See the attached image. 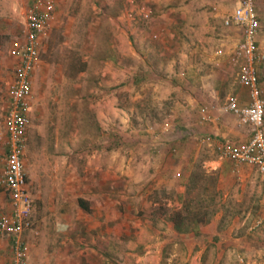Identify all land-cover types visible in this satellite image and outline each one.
Returning a JSON list of instances; mask_svg holds the SVG:
<instances>
[{"label":"rangeland","instance_id":"1","mask_svg":"<svg viewBox=\"0 0 264 264\" xmlns=\"http://www.w3.org/2000/svg\"><path fill=\"white\" fill-rule=\"evenodd\" d=\"M31 2L0 0V117L8 101L5 76L19 59ZM55 3L29 98L28 263L264 264V225L250 231L261 216L264 180L246 167L237 180L232 165L223 162L229 189L221 198L214 164H208L217 159L216 140L206 137L213 127L206 125L205 137L197 134V110L189 105L204 98L221 107L235 94L242 63L235 49L204 55L197 42L202 26L194 23L199 12L188 2ZM221 23L222 32L231 28ZM221 25H206L204 35ZM257 67L264 84V61ZM190 71L208 90L201 96L186 88L194 84H184ZM135 78L143 82L135 86ZM193 172L207 176L188 197L209 214L198 236L177 234L168 220L181 208L178 196ZM78 199L88 206L80 207ZM2 239L4 264L12 254L9 237Z\"/></svg>","mask_w":264,"mask_h":264},{"label":"built area","instance_id":"2","mask_svg":"<svg viewBox=\"0 0 264 264\" xmlns=\"http://www.w3.org/2000/svg\"><path fill=\"white\" fill-rule=\"evenodd\" d=\"M56 7L55 0H43L27 9L22 31L24 41L19 46L18 63L7 84L8 105L0 117V147L4 148L0 151V188L10 200V213L0 215V239L10 238L12 255L9 264H29L28 245L23 238L32 226L33 212L24 163L30 122L29 98L42 39L55 16ZM224 24L235 25L242 30V38L234 52L242 62L236 80L248 90L249 104L241 107L238 99L231 96L218 110L234 116L239 127L248 128L249 138L240 145L220 143L218 150L222 158L231 161L233 174H239L241 167L249 166L264 180V99L256 68V64L264 61V55L257 44L259 26L254 0H239ZM262 213L264 216V205ZM262 221V217L256 219L250 230L259 228Z\"/></svg>","mask_w":264,"mask_h":264},{"label":"crops","instance_id":"3","mask_svg":"<svg viewBox=\"0 0 264 264\" xmlns=\"http://www.w3.org/2000/svg\"><path fill=\"white\" fill-rule=\"evenodd\" d=\"M12 1L19 3V0H12ZM29 1H33V2H31L26 8H30L31 6H33V4L35 5V2L37 0H29ZM40 1H42V0H40ZM238 1L239 0H236V1L235 0L234 1L233 0H179V2L181 4L188 2L187 4H189V6L191 4V7H189V8L194 9V10H198V12H199L197 15L196 22H194V23H196L198 26H202V32L201 33L203 36L198 37L197 42L201 43V45H200L201 51H202V49H204L205 51H206V49L211 50V52H205L204 51L203 52L204 55L214 57L216 55L215 52L218 51V52H222L223 56H225V54H229L228 50H232L233 48L235 49L237 44L240 42L241 39L238 36V31L242 32V30L239 27H237L235 25L228 26L231 28L229 29L228 27H226L228 29L223 30L224 33L220 29L222 27L221 22L222 21L224 22L225 19L233 13L234 8L236 7ZM187 4L183 5L182 7L187 6ZM22 5H23V3H22ZM254 5H255L257 18H258V26H259L258 27L259 28V35L257 38V44H258L260 51L264 55V52H263L264 50L262 49V48H264V13L261 12V10H260L261 7L264 8V0L261 2L260 5H259V0H254ZM258 7H259V10H258ZM23 9H24V5H23ZM262 11H263V9H262ZM200 19H202V20H200ZM218 24H220L221 26L220 27L218 26L216 28L217 31H211L210 36L204 35V33L207 32L206 25L210 26V25H218ZM241 35H242V33H241ZM206 37H210V39L209 38L208 39H209L210 43H213V44H210V46H209L208 40L206 39ZM241 38H242V36H241ZM202 39H203V41H201ZM230 47H232V48H230ZM223 49L227 50V52L224 51ZM195 53L198 54V51ZM223 56H221V57H223ZM1 59H2V63H3V61L5 60V57H3V58L1 57ZM17 63H18V61H17ZM39 63H40V61H39ZM37 67H38V65L36 66V69L34 70V73L32 75V84L35 83V80H37V77L35 75ZM1 68L3 69V66H1ZM256 68H257L259 86H260V89L262 88L261 89L262 98L264 99V84H261V80H260V77L258 74L259 68L257 67V64H256ZM3 71L5 72V70L0 69V73H3ZM189 73L191 76H188V78L184 84H194V85L193 86H186V88L188 90H193L194 92L199 93V96H201L202 91L203 92L208 91V90H206V88H202L201 85L203 84V82H198L199 80H201V78L199 76L192 75L191 71L187 72V74H189ZM11 75H12V72L9 73V75L7 74L5 76L6 77V84H7V81L10 80ZM184 76H186V75L184 74ZM40 77L41 76H39V78ZM43 77L44 76L42 75V77H41L42 81H43ZM182 82H184V81L182 80ZM234 93L235 94L234 95L232 94L231 96H235L238 99V105L239 106H241V107L248 106L249 94H248V90L245 87L239 85L236 88ZM231 96H229V97H231ZM207 97L208 96H206L205 98H207ZM199 99L200 98H198L195 101H189V105H191V107H193L194 110H197L196 118L198 119V123H199L197 131H195L194 129H192V131H195L197 134L201 135V137H205V134H202V133H205L204 128L206 127V125H208L209 127H213L212 131L207 130L208 134H206V137L212 138V136L210 135V134H212L213 138H214L213 140H216L215 141V151L217 154V159L214 161H211L208 164H214V170L217 173L216 176H217V181L219 184L218 190L221 191V196H222L221 198H223L228 194L227 190L229 188H227V185H226L228 180L226 179V184H225L224 179H223V177H225V169H224V167H222L223 166L222 163L223 162H229L230 163V161L221 157L220 151L218 150V146L220 143L229 142V140H231V143H232V141H235L234 144H236V145L243 144L244 142H246L248 140L249 132H248V128L239 127L236 124V120H235L234 116H232L229 113L220 112L218 110V105H215V104H212L211 102L205 101L204 98L202 100L204 102H201L202 98L200 100ZM7 100H8V97H7ZM197 101H199V102H197ZM7 105H8V101H7ZM212 107H214L213 110H211ZM205 108H207V110ZM218 113L226 114V115L221 116L222 118L220 119ZM206 117H208L209 119L205 120L204 118H206ZM206 123H208V124H206ZM211 124H216V125H211ZM186 131H188V129ZM217 136H218V138H217ZM224 137H230L231 139L225 141ZM2 149H4V148L0 147V151ZM230 166H231V163H230ZM243 167H246L244 170H248V169L252 168L249 166H243ZM243 167L240 168L239 174H233L231 172L233 177H235L237 180H242V178H243V173H242ZM177 176H179V174H177ZM226 176L229 178V175H226ZM225 185H226V187H224ZM6 201L9 202V198L7 199V195L0 188V209H4L3 208L4 205L5 206L7 205L6 209H4L2 211L0 210V214L3 212H6V211L8 214L10 213V205H9V203H6ZM260 215H261L260 217H262L264 220L262 209H261ZM205 227L201 226L200 229H201L202 233H204ZM216 228H217V226H216ZM9 244L11 245L10 240H9ZM6 246H7V244L5 242H3V239L1 238L0 239V257L3 256L4 253H6ZM2 259H4V258H2ZM239 262L243 263L244 259L239 258ZM0 264H3V260H1V259H0ZM4 264H9V262L8 263L4 262Z\"/></svg>","mask_w":264,"mask_h":264},{"label":"trees","instance_id":"4","mask_svg":"<svg viewBox=\"0 0 264 264\" xmlns=\"http://www.w3.org/2000/svg\"><path fill=\"white\" fill-rule=\"evenodd\" d=\"M142 82L143 81H140V79L138 78H135L133 80V83H135L134 84L135 86L140 85ZM204 177H207L204 174V172L191 173L188 176L186 183H185L186 192L178 196L179 203L181 204V208L178 211H174L168 218V220L172 223V228L177 234L191 232L194 236L201 235L202 234L201 229H200L201 226L208 222L209 214L207 212H203V207L201 204L197 202V198H193V199L188 198L190 196V193L194 191L196 187L198 188L200 184L204 183L202 181L204 180ZM215 177L217 179V176ZM203 189H205V187H203ZM219 194H221V191H219ZM77 203L82 208L84 207L86 208L88 206V203L82 199H78ZM70 206L71 205L69 204L66 205V207L68 208ZM194 208L196 209L195 211H194ZM263 225H264V220L262 221V224L260 226H263ZM120 264H124V262L123 263L120 262Z\"/></svg>","mask_w":264,"mask_h":264}]
</instances>
